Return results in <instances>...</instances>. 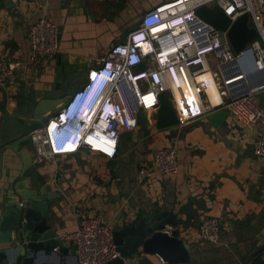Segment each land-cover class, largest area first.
Listing matches in <instances>:
<instances>
[{"label": "crops", "instance_id": "crops-1", "mask_svg": "<svg viewBox=\"0 0 264 264\" xmlns=\"http://www.w3.org/2000/svg\"><path fill=\"white\" fill-rule=\"evenodd\" d=\"M173 1L0 0V61L22 63L14 83L0 88V216L3 207L14 202L18 187L44 188L57 197L49 202L48 218L59 238L74 231L81 216H98L115 232L171 210L177 215L174 229L189 246L184 264H251L264 248V160L253 154L256 131L227 112L213 125L209 118L223 110L161 130L155 128V111H149L146 126L120 135L112 159L80 152L38 165L34 161L30 136L149 10ZM42 17L57 26L60 51L54 59L31 64L27 29ZM218 70L231 75L235 66L229 63ZM221 91L223 100L237 99L243 83ZM129 100L133 106L135 99ZM254 101L264 109V89L254 94ZM162 148L176 150L178 174L138 184V170L151 168L153 153ZM205 217L219 221L218 244L197 236ZM139 254L125 264H162L155 255ZM36 264H75V258L63 256L58 262L51 254L39 257Z\"/></svg>", "mask_w": 264, "mask_h": 264}, {"label": "built area", "instance_id": "built-area-1", "mask_svg": "<svg viewBox=\"0 0 264 264\" xmlns=\"http://www.w3.org/2000/svg\"><path fill=\"white\" fill-rule=\"evenodd\" d=\"M201 6L218 7L229 18L230 26L237 18L248 14L249 24L256 30L257 38L235 54L227 38L228 29L217 30L197 18L195 13ZM27 38L29 63L58 56L60 34L50 20L42 17L31 24ZM232 62L241 72L251 73L255 69L264 72V0H174L149 10L137 28L122 43L112 46L92 68L100 70L107 67L117 76L105 96L115 110L111 119H106L107 132L114 137L115 143L99 149L83 147L81 152L114 158L120 135L138 127L136 109L141 107L147 113L156 112L158 97L165 94L175 110L177 126H184L209 111L220 109L254 128L256 142L253 154L264 160V109L254 101V94L263 89L237 99L223 100L221 89L233 80L229 77L232 74L223 77L218 69ZM21 66L19 61H0V88L14 83L15 73ZM127 77H132L136 87L134 90L130 88L136 107L131 105L122 85L121 79ZM44 129L45 126L30 136L37 165L65 157L53 154ZM178 171L176 150L162 148L153 153L151 168L138 170L136 180L143 184L155 176H175ZM112 234L98 216H81L77 228L61 236L60 240L75 248L80 264H106L120 257ZM197 236L202 242L218 244L219 221L213 217L203 218L198 225Z\"/></svg>", "mask_w": 264, "mask_h": 264}, {"label": "water", "instance_id": "water-1", "mask_svg": "<svg viewBox=\"0 0 264 264\" xmlns=\"http://www.w3.org/2000/svg\"><path fill=\"white\" fill-rule=\"evenodd\" d=\"M195 14L198 19L217 30L228 29L227 38L235 54L243 51L257 38L256 30L249 24L248 14L237 18L231 26L229 18L218 7L201 6ZM231 64H234L235 71L229 76L233 81L227 85L242 82L243 91L239 97L264 89L263 71L255 69L251 73L241 72L234 62ZM254 77V81L244 84L245 80ZM158 101L155 128L161 130L177 125L175 110L166 95H159ZM133 106H136V102ZM136 111L137 125L146 126L149 123L147 111L141 107ZM226 115V112L215 114L209 121L215 125ZM21 188L18 187L14 202L4 206V213L0 216V264H36L39 257H50L51 254L56 255L58 262L63 256L71 255L75 258V264H79L75 248L62 242L49 225V202L57 197L44 188L38 191ZM176 220L177 215L169 210L147 216L135 225L113 232V241L120 257L106 264H125L128 260L138 259L140 252L155 255L166 264L187 263L189 246L178 237L179 231L174 229L177 226Z\"/></svg>", "mask_w": 264, "mask_h": 264}, {"label": "clouds", "instance_id": "clouds-1", "mask_svg": "<svg viewBox=\"0 0 264 264\" xmlns=\"http://www.w3.org/2000/svg\"><path fill=\"white\" fill-rule=\"evenodd\" d=\"M116 77L107 67L89 71L85 83L46 122L45 136L53 154L75 155L83 147L99 149L115 143L106 125L115 110L105 96ZM121 81L127 96L133 97L130 88L136 87L132 77Z\"/></svg>", "mask_w": 264, "mask_h": 264}, {"label": "trees", "instance_id": "trees-1", "mask_svg": "<svg viewBox=\"0 0 264 264\" xmlns=\"http://www.w3.org/2000/svg\"><path fill=\"white\" fill-rule=\"evenodd\" d=\"M251 264H264V248L259 250L253 259L251 260Z\"/></svg>", "mask_w": 264, "mask_h": 264}, {"label": "bare ground", "instance_id": "bare-ground-1", "mask_svg": "<svg viewBox=\"0 0 264 264\" xmlns=\"http://www.w3.org/2000/svg\"><path fill=\"white\" fill-rule=\"evenodd\" d=\"M222 76L225 77V74L223 75V73H222ZM214 94H216V92H214ZM148 102H150V101H148ZM135 107H136V106H135Z\"/></svg>", "mask_w": 264, "mask_h": 264}, {"label": "rangeland", "instance_id": "rangeland-1", "mask_svg": "<svg viewBox=\"0 0 264 264\" xmlns=\"http://www.w3.org/2000/svg\"><path fill=\"white\" fill-rule=\"evenodd\" d=\"M77 154H79V153H77Z\"/></svg>", "mask_w": 264, "mask_h": 264}, {"label": "flooded vegetation", "instance_id": "flooded-vegetation-1", "mask_svg": "<svg viewBox=\"0 0 264 264\" xmlns=\"http://www.w3.org/2000/svg\"><path fill=\"white\" fill-rule=\"evenodd\" d=\"M80 264V263H79Z\"/></svg>", "mask_w": 264, "mask_h": 264}]
</instances>
